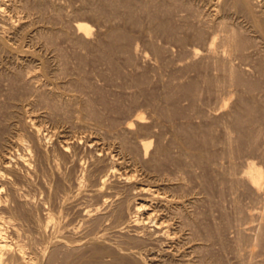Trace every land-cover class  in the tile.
Here are the masks:
<instances>
[{"label":"rangeland","instance_id":"374dc122","mask_svg":"<svg viewBox=\"0 0 264 264\" xmlns=\"http://www.w3.org/2000/svg\"><path fill=\"white\" fill-rule=\"evenodd\" d=\"M127 1L0 0V157L10 156V166L0 158V183L6 216H17L11 236L38 264H264V217H254L264 192L238 181L249 162L264 170V0ZM244 101L259 113L242 128L234 120L239 111L246 119ZM143 137L154 139L140 156ZM139 186L156 191L153 208L126 227L147 198Z\"/></svg>","mask_w":264,"mask_h":264},{"label":"bare ground","instance_id":"6f19581e","mask_svg":"<svg viewBox=\"0 0 264 264\" xmlns=\"http://www.w3.org/2000/svg\"><path fill=\"white\" fill-rule=\"evenodd\" d=\"M131 1V0H130ZM129 0L127 1V2H130ZM108 2V1H107ZM3 4V3H2ZM127 4H130V3H127ZM135 4V3H134ZM133 4V5H134ZM147 5H149L148 3H146ZM143 5V4H142ZM129 6V5H128ZM131 6V5H130ZM247 7V6H246ZM1 8V7H0ZM134 8V7H133ZM135 9V8H134ZM146 10V9H145ZM132 11V10H131ZM150 12V11H149ZM151 15V14H150ZM156 15V14H155ZM249 15V14H248ZM253 17V16H252ZM136 19V18H135ZM164 21V20H163ZM252 22H254V21H252ZM162 23V22H161ZM171 23V22H170ZM4 25V24H3ZM2 25V26H3ZM158 25V24H157ZM164 25V24H163ZM77 27H78V29L80 30V31H83L86 35L87 34H89V33H91V29H90V26L88 25V24H86V23H83V22H80V23H77V25H76ZM260 26V25H259ZM155 27V26H154ZM165 27H167V26H165ZM169 28V27H168ZM172 28V27H171ZM264 28V27H263ZM174 29V28H173ZM260 29V28H259ZM163 30V29H162ZM166 31V30H165ZM229 32V31H228ZM233 32V31H232ZM114 33V32H113ZM83 34V33H82ZM91 35V34H90ZM89 36V35H88ZM87 36V37H88ZM122 36H123V34H122ZM234 36V35H233ZM226 37V36H225ZM224 37V38H225ZM235 37H236V35H235ZM231 38V37H230ZM87 39V38H86ZM242 39H244V38H242ZM216 40V39H215ZM225 40V39H224ZM238 40V39H237ZM240 41V40H239ZM110 43V42H109ZM215 43V42H214ZM212 44H213V40H212ZM242 44V43H241ZM112 45V44H111ZM114 45V44H113ZM220 45V44H219ZM210 47V46H209ZM234 47V46H233ZM238 47V46H237ZM241 47V46H240ZM214 48V47H213ZM242 48V47H241ZM205 49V48H204ZM207 49H209V48H207ZM211 50H213L212 49V47L210 48ZM243 49V48H242ZM253 49V48H252ZM206 51V50H205ZM222 51V50H221ZM240 51V50H239ZM252 51V50H251ZM199 51L197 50H195V52H193V53H198ZM208 52H210V51H208ZM243 52V51H242ZM257 52V51H256ZM212 53V52H211ZM216 54V53H215ZM235 54V53H234ZM243 55V54H242ZM103 56V55H102ZM218 56V55H217ZM192 57V56H191ZM203 57V56H202ZM212 57V56H211ZM101 58V57H100ZM227 59V58H226ZM192 60H194V59H192ZM209 60H210V58H209ZM243 60V59H242ZM206 62V61H205ZM208 62V61H207ZM219 63V62H218ZM223 64V63H222ZM262 64V63H261ZM46 67V66H45ZM196 68V67H195ZM222 68V67H221ZM217 70H219V68L217 69ZM216 70V71H217ZM222 70V69H221ZM229 70V69H228ZM262 70V69H261ZM254 71V70H253ZM196 72V71H195ZM225 72V71H224ZM263 72V71H262ZM230 74V73H229ZM218 75V74H217ZM262 75V74H261ZM233 77V76H232ZM206 78V77H205ZM223 78V77H222ZM229 78V77H228ZM239 78V77H238ZM247 80V79H246ZM220 81V80H219ZM223 81V80H222ZM251 81V80H250ZM221 82V81H220ZM242 82V81H241ZM251 83V82H250ZM252 83H254V82H252ZM256 83H254V85H255ZM224 85V84H223ZM226 85V84H225ZM252 85V84H251ZM258 85V84H257ZM260 86V85H259ZM183 87V86H182ZM246 87V86H245ZM232 88V87H231ZM262 88V87H261ZM260 88V89H261ZM227 89V88H226ZM246 89V88H245ZM248 89V88H247ZM253 89V88H252ZM224 90V89H223ZM263 90V89H262ZM187 91V90H186ZM188 91H189V89H188ZM250 91V90H249ZM255 91V90H254ZM199 92V91H198ZM235 95V94H234ZM264 95V94H263ZM191 96V95H190ZM248 96V95H247ZM169 97V96H168ZM245 98V97H244ZM247 100V99H246ZM195 101V100H194ZM244 102H246V101H244ZM243 102V103H244ZM248 102V101H247ZM246 102V103H247ZM254 102H256V101H253V103ZM191 103V102H190ZM240 103V102H239ZM242 103V105L244 106V109H242L243 110V112H245V111H247L246 112V114L248 113V115H246L245 117H246V119H243L244 118V115L245 114H242L241 115V113H240V111L237 113V117L235 118V120L234 121H238L237 123L240 125V126H242V128L243 127H245V123L247 122V121H252V119H253V117H255V114H257V113H259L258 112V110L256 109L255 110V108H257L258 106H254V105H256V104H251V105H248V103L250 104V102H248L246 105L245 104H243ZM168 105V104H167ZM177 105V104H176ZM225 105V104H224ZM192 106V105H191ZM237 106V105H236ZM242 106V107H243ZM251 106V107H250ZM254 108H253V107ZM240 107H241V105H240ZM241 107V108H242ZM261 107H263V105L261 106ZM195 108V107H194ZM230 108H231V106H230ZM236 108V107H235ZM234 108V109H235ZM259 108V107H258ZM18 109V108H17ZM163 109V108H162ZM218 109V108H217ZM221 109V108H220ZM261 109V108H260ZM245 110V111H244ZM164 111H165V109H164ZM223 111V110H222ZM228 111V110H227ZM255 111L257 112V113H255ZM169 112V111H168ZM232 113V112H231ZM236 113V112H235ZM173 114V113H172ZM178 114V113H177ZM216 114V113H215ZM162 115V114H161ZM235 115V114H234ZM258 115H260V114H258ZM217 116V115H216ZM247 116H248V118H247ZM257 116V115H256ZM192 117H194V116H192ZM231 117V116H230ZM233 117V116H232ZM262 117V116H261ZM227 118V117H226ZM257 118V117H256ZM259 118V117H258ZM257 118V119H258ZM10 119V118H9ZM26 119V118H25ZM136 119V122H143V120H144V117H142V116H138L137 118H135ZM222 119V118H221ZM187 120V119H186ZM227 120V119H226ZM254 120V119H253ZM36 121V120H35ZM41 121V120H40ZM135 121V120H134ZM216 121V120H215ZM251 121H250V123H251ZM256 121V120H255ZM254 121V122H255ZM134 123V124H137V123ZM206 122V121H205ZM253 122V123H254ZM32 123V122H31ZM36 123V122H35ZM233 123V122H232ZM231 123V124H232ZM253 123H252V125H253ZM131 124H133V123H131ZM190 124V123H189ZM208 124V123H207ZM213 124V123H212ZM139 125V124H138ZM141 125V124H140ZM248 126H250V124L248 123L247 124ZM246 125V126H247ZM8 126V125H7ZM28 126V125H27ZM31 126V125H30ZM131 126H134V125H131ZM166 126V125H165ZM190 126V125H189ZM210 126V125H209ZM238 126V125H237ZM239 126V127H240ZM33 127H34V125H33ZM36 127V126H35ZM176 127V126H175ZM191 127H192V125H191ZM43 128V127H42ZM132 128H134V127H132ZM222 128V127H221ZM241 128V127H240ZM241 128V129H242ZM249 128V127H248ZM257 128V127H256ZM40 129V128H39ZM182 129H183V127H182ZM211 129V128H210ZM239 129V128H238ZM264 129V128H263ZM132 130V129H131ZM138 130H140V128L138 129ZM137 130V132H139ZM185 130H187V129H185L184 128V132H185ZM189 130H192V129H190V127H189ZM240 130V129H239ZM248 130V129H247ZM2 131V130H1ZM27 131V130H26ZM34 131L35 132H38V131H40V130H38V128H34ZM142 131V130H141ZM235 131V130H234ZM244 131V130H243ZM150 132V131H149ZM202 132V131H201ZM207 132H209V131H207ZM247 132H249V131H247ZM8 133V132H7ZM177 133V132H176ZM186 133H188V132H186ZM245 133V132H244ZM250 133H251V131H250ZM253 133V132H252ZM13 134V133H12ZM28 134V133H27ZM31 134V133H30ZM182 134V133H181ZM185 134V133H184ZM189 134V133H188ZM239 134V133H238ZM243 134V133H242ZM254 134V133H253ZM253 134H251L252 136H253ZM260 134V133H259ZM3 135V134H2ZM191 135V134H190ZM190 135H188V136H190ZM246 135H248V134H246ZM261 135H262V133H261ZM0 136H1V134H0ZM27 136V135H26ZM38 136V135H37ZM153 137H154V135H152ZM192 136V135H191ZM244 136H245V134H244ZM252 136L250 137V135H248V137H250V138H252ZM254 136H255V134H254ZM257 136V135H256ZM259 136V135H258ZM2 137V136H1ZM18 137V136H17ZM152 137V138H153ZM184 137V136H183ZM29 138V137H28ZM34 138V137H33ZM49 138V137H48ZM141 138V137H140ZM144 138V137H143ZM200 138V137H199ZM208 138V137H207ZM230 138V137H229ZM255 138V137H254ZM254 138H252V139H254ZM257 138V137H256ZM98 139V138H97ZM148 139V138H147ZM154 139V138H153ZM153 139L152 140H145V138H144V140L143 141H140V145H138V147L140 146V152H138V150H137V153L139 154V153H142V154H144V156L145 155H149V153H151V150H150V148L152 147L151 145H152V143H153ZM248 139V138H247ZM11 140V139H10ZM21 140V139H20ZM141 140V139H140ZM184 140V139H183ZM187 140H188V138H187ZM249 140V139H248ZM17 141V140H16ZM44 142V141H43ZM64 142H65V140H64ZM98 142V141H97ZM131 142V141H130ZM133 142V141H132ZM188 142V141H187ZM197 142V141H196ZM232 142V141H231ZM15 143V142H14ZM158 143V142H157ZM189 143V142H188ZM191 143V142H190ZM200 143V142H199ZM225 143V142H224ZM6 144V143H5ZM16 144V143H15ZM26 144V143H25ZM25 144L22 142V140L21 141H17V145H18V147H19V145L21 146V147H25ZM41 144V143H40ZM171 144V143H170ZM198 144V143H197ZM211 144V143H210ZM209 144V145H210ZM218 144V143H217ZM9 145V144H8ZM14 145V144H13ZM190 145V144H189ZM203 145V144H202ZM238 145V144H237ZM40 146V145H39ZM116 146V145H115ZM137 146V145H136ZM236 146V145H235ZM32 147V146H31ZM65 147V146H64ZM121 147V146H120ZM131 147V146H130ZM133 147V146H132ZM246 147V146H245ZM253 147H255V146H253ZM4 148H6V147H4ZM44 148H45V146H44ZM244 148V147H243ZM9 149V148H8ZM28 149V148H27ZM33 149V148H32ZM37 149V148H36ZM121 149V148H120ZM137 149V148H136ZM172 149V148H171ZM205 149V148H204ZM22 150H23V148H22ZM40 150V149H39ZM174 150V149H173ZM258 150V149H257ZM27 151V150H26ZM25 151V152H26ZM46 151V150H45ZM158 151V150H157ZM203 151V150H202ZM262 151H263V149H262ZM19 152V151H18ZM28 152V151H27ZM129 152V151H128ZM163 154L165 153V154H167V150H165V149H163ZM162 152H159V154L160 153H162ZM183 152V151H182ZM240 152V151H239ZM3 153V152H2ZM15 153V152H14ZM54 153V152H53ZM135 153V152H134ZM209 153H211V152H209ZM230 153V152H229ZM250 153V152H249ZM3 154H5V152L3 153ZM20 154V152L18 153V155ZM29 154V153H28ZM141 154V155H142ZM164 154V155H165ZM232 154V153H231ZM12 155V154H11ZM13 155H15V154H13ZM17 155V157H19L18 159L20 160V162L22 163V164H24V165H28L29 164V159L26 157V155H22V154H20L19 156ZM136 155V154H135ZM140 155V154H139ZM140 155V156H141ZM182 155V154H181ZM195 155V154H194ZM201 155V154H200ZM46 156V155H45ZM199 156V155H198ZM203 156V155H202ZM3 157V156H2ZM2 157H0V158H2ZM8 157H10V156H8ZM7 157V154H6V158L5 157H3V158H5V163H6V159H10V158H8ZM12 157V156H11ZM15 157V156H14ZM113 157V156H112ZM118 157V156H117ZM147 157V156H146ZM161 157V156H160ZM163 157V156H162ZM197 157V156H196ZM201 157V156H200ZM229 157V156H228ZM231 157V156H230ZM13 158V157H12ZM143 158V157H142ZM145 158V157H144ZM148 158V157H147ZM146 158V159H147ZM192 158V157H191ZM260 158V157H259ZM14 159V158H13ZM114 159V158H113ZM157 159V158H156ZM214 159V158H213ZM262 159H264V158H262ZM3 160V159H2ZM155 160V159H154ZM165 160V159H164ZM251 160V159H250ZM254 160V159H253ZM11 161V160H10ZM156 161V160H155ZM160 161V160H159ZM188 161V160H187ZM208 161V160H207ZM249 161V160H248ZM2 162V161H1ZM17 162V161H16ZM40 162V161H39ZM130 162V161H129ZM197 162V161H196ZM214 162V161H213ZM218 162V161H217ZM14 163V162H13ZM125 163V162H124ZM204 163V162H203ZM238 163V162H237ZM236 163V164H237ZM247 163V162H246ZM6 164H8V162L6 163ZM18 164V163H17ZM132 164V163H131ZM179 164V163H178ZM185 164V163H184ZM200 164V163H199ZM212 164V163H211ZM233 164V163H232ZM3 165H5L4 163H3ZM9 165V164H8ZM23 165V166H24ZM57 165V164H56ZM99 165V164H98ZM134 165V164H133ZM263 165V164H262ZM10 166V165H9ZM141 166V165H140ZM192 166V165H191ZM224 166V165H223ZM243 166V165H242ZM247 166V167H246ZM261 166V165H260ZM260 166H258V163L256 164L255 162H249V163H247V164H245V167H246V169H244L243 171H241V173H240V175H239V173H238V176H239V179H238V181L240 180V183L241 182H243L244 184H246V185H248L249 187H250V190L252 189V192L253 193H256V195L258 194H260V193H262V192H264V170L260 167ZM4 167H6V166H4ZM114 167V166H113ZM113 167H111V168H113ZM146 167H147V165H146ZM187 167H188V165H187ZM1 168V167H0ZM144 168V167H143ZM154 168V167H153ZM234 168V167H233ZM243 168V167H242ZM145 169V168H144ZM143 169V170H144ZM192 169V168H191ZM120 170V169H119ZM183 170V169H182ZM227 170V169H226ZM4 171H5V169H4ZM235 171V170H234ZM6 172V171H5ZM119 172V171H118ZM146 172V171H145ZM181 172V171H180ZM192 172V171H191ZM2 173H3V171H2ZM1 172H0V176H1V178H0V180L3 178L4 179V181H6V175L3 173V175H1L2 174ZM14 173V172H13ZM113 173V172H112ZM223 173V172H222ZM234 173H236V172H234ZM11 174V173H10ZM9 174V175H10ZM53 174V173H52ZM62 174V173H61ZM105 174V173H104ZM110 174V173H109ZM114 174V173H113ZM112 174V175H113ZM140 174V173H139ZM168 174V173H167ZM226 174H227V172H226ZM91 175V174H90ZM149 175V174H148ZM27 176V175H26ZM107 176H109L108 174H107ZM106 176V177H107ZM111 176V175H110ZM123 176V175H122ZM162 176V175H161ZM183 176V175H182ZM205 176V175H204ZM6 177V178H5ZM114 177H115V175H114ZM126 177V176H125ZM170 177V176H169ZM192 177V176H191ZM215 177V176H214ZM38 178V177H37ZM44 178V177H43ZM110 178V177H109ZM131 178V177H130ZM177 178V177H176ZM232 178V177H231ZM11 179V178H10ZM103 179V178H102ZM101 179V180H102ZM111 179V178H110ZM127 179H129V177H127ZM141 180V179H140ZM144 180V179H143ZM149 180V179H148ZM161 180V179H160ZM183 180V179H182ZM206 180V179H205ZM235 180H236V177H235ZM10 181V180H9ZM123 181V180H122ZM129 181V180H128ZM196 181V180H195ZM237 181V180H236ZM2 182V181H1ZM15 182V181H14ZM107 182H108V178H104L103 180H102V182H101V188L100 189H96V190H98L99 192H100V190L101 189H103L106 185H107ZM173 182V181H172ZM16 183V182H15ZM57 183V182H56ZM110 183V182H109ZM114 183V182H113ZM231 183V182H230ZM11 184V183H10ZM18 184V183H17ZM143 184V183H142ZM152 185V184H151ZM176 185V184H175ZM201 185V184H200ZM215 185V184H214ZM4 186L5 185H3V183H0V264H38L37 262H39V261H37V259L35 260L34 258H33V256H30L31 254H29L28 252H27V250H26V247H25V245L21 242V240L20 239H18L19 237L17 236V234H19V233H17L16 232V230H18V229H16V228H14V226L16 227V224L14 225V224H12V220L14 219V221H15V218L17 217H15V215H9V216H6V213H5V211H6V209H9V211H11V209H10V207H9V203H8V201H9V199L6 197V198H4V196L5 195H7V194H5L4 196H3V194H4ZM14 186L15 185H11V188H9V190L11 189H15L14 188ZM18 186V185H17ZM26 186V185H25ZM46 186V185H45ZM219 187V186H218ZM229 187V186H228ZM57 188V187H56ZM139 188V193H141L140 195H144V196H146L147 198L145 199V201H143L142 203H139V204H137V205H135L134 207V209H135V213L136 214H134L133 216H131L130 218L128 217V220H126L125 222H126V227H138L139 225H141V220H140V218L138 217V215H137V213H139L142 209H144L145 210V212H148V210H151L150 209V207L152 206V202H153V200L156 198V195H157V193H156V191H154V190H152L150 187L149 188H147V186H139L138 187ZM137 188V189H138ZM166 188V187H165ZM63 189V188H62ZM135 189V188H134ZM136 189V190H137ZM216 189V188H215ZM61 190V189H60ZM121 190V189H120ZM133 190V189H132ZM171 190V189H170ZM222 190V189H221ZM233 190V189H232ZM238 190V189H237ZM236 190V191H237ZM17 191V190H16ZM27 191V190H26ZM97 191V192H98ZM186 191V190H185ZM7 192V191H6ZM14 192V191H13ZM40 192V191H39ZM159 192V191H158ZM190 192V191H189ZM223 192V191H222ZM60 193V192H59ZM118 193V192H117ZM120 193V192H119ZM129 193V192H128ZM190 193H192V192H190ZM238 193V192H237ZM10 194V193H9ZM264 193H262L261 194V196L263 195ZM17 195V194H16ZM23 195H24V192H23ZM41 195V194H40ZM55 195V194H54ZM103 195V194H102ZM112 195V194H111ZM126 195V194H125ZM124 195V196H125ZM134 195V194H133ZM187 195V194H186ZM257 195V196H258ZM131 196H132V194H131ZM135 196V195H134ZM239 196V195H238ZM260 196V195H259ZM264 196V195H263ZM45 197V196H44ZM76 197V196H75ZM23 198V197H22ZM36 198V197H35ZM135 198V197H134ZM158 198V197H157ZM250 198V197H249ZM26 199V198H25ZM144 199V198H143ZM172 199V198H171ZM213 199V198H212ZM235 199V198H234ZM13 200V199H12ZM77 200V199H76ZM113 200V199H112ZM237 200V199H236ZM16 201V200H15ZM24 201V200H23ZM196 201V200H195ZM11 202V201H10ZM68 202V201H67ZM106 202V201H105ZM186 202H188V201H186ZM29 204V203H28ZM93 204V203H92ZM124 204V203H123ZM13 205V204H12ZM20 205V204H19ZM31 205V204H30ZM34 205V204H33ZM41 205V204H40ZM78 205V204H77ZM115 205V204H114ZM118 205H120V204H118ZM154 205V204H153ZM159 205V204H158ZM163 205V204H162ZM212 206V205H211ZM219 206V205H218ZM16 207V206H15ZM154 207H155V205H154ZM158 207V206H157ZM192 207H194V206H192ZM152 208H153V206H152ZM243 208V207H242ZM23 209V208H22ZM168 209V208H167ZM14 210V209H13ZM153 210V209H152ZM8 211V210H7ZM22 211V210H21ZM38 211V210H37ZM52 211V210H51ZM154 212H156L155 210H153ZM158 211V210H157ZM12 212V211H11ZM32 212V211H31ZM53 212V211H52ZM59 212V211H58ZM152 212V211H151ZM151 212H149V213H151ZM264 212V211H263ZM8 213H10V212H8ZM17 213V212H16ZM15 213V214H16ZM23 213V212H22ZM89 213V212H88ZM134 213V212H133ZM260 213V212H259ZM251 214L252 216H254V217H256L257 216V218L258 217H260L261 216V218H263L264 217V214L262 213H260V214ZM31 214V213H30ZM36 214V213H35ZM46 214H48V213H46ZM24 215V214H23ZM148 215H151V214H148ZM202 215V214H201ZM250 215V216H251ZM27 216V215H26ZM31 216V215H30ZM147 216V215H146ZM183 216V215H182ZM197 216V215H196ZM32 217V216H31ZM51 217V216H50ZM60 217V216H59ZM68 217V216H67ZM87 217V216H86ZM149 217V216H148ZM161 217H163V216H161ZM174 217V216H173ZM192 217V216H191ZM209 217V216H208ZM21 218V217H20ZM153 218H154V216H153ZM189 218V217H188ZM17 219V218H16ZM22 219V218H21ZM31 219V218H30ZM38 219V218H37ZM149 219H150V217H149ZM149 219H147V220H149ZM156 219H158V218H156ZM183 219V218H182ZM256 220V218H253V220ZM264 219V218H263ZM60 220V219H59ZM95 220V219H94ZM145 220V219H144ZM153 220V219H152ZM165 220V219H164ZM184 220V219H183ZM18 221V220H17ZM55 221H56V219H55ZM143 221V220H142ZM167 221V220H166ZM31 222V221H30ZM52 222V221H51ZM121 222V221H120ZM123 222V221H122ZM148 222V221H147ZM162 221H159V223H158V228H160V230L158 229V231H160V232H162L163 233V235H165L166 237H169L170 239H171V237H170V232H169V228L167 227V225H165L164 226V222L163 223H161ZM169 222V221H168ZM185 222V221H184ZM200 222V221H199ZM221 222V221H220ZM50 223V222H49ZM58 223V222H57ZM60 223V222H59ZM146 223V222H145ZM145 223H144V226H145ZM152 223V222H151ZM52 224V223H51ZM63 224V223H62ZM90 224V223H89ZM100 224V223H99ZM148 224V223H147ZM168 224V223H167ZM184 224V223H183ZM195 224V223H194ZM261 224V223H260ZM12 225H14L13 227H12ZM169 225V224H168ZM263 225H264V223H263ZM262 225V226H263ZM21 226H23V225H21ZM36 226V225H35ZM38 226H40V224L38 225ZM54 226V225H53ZM59 226V225H58ZM148 226V225H147ZM169 226H171V225H169ZM177 226V225H176ZM196 226V225H195ZM222 226V225H221ZM257 226V225H256ZM66 227V226H65ZM98 227V226H97ZM125 227V228H126ZM264 227V226H263ZM262 227V228H263ZM9 228H14L15 230V232L17 233L16 234V237H18V238H16V239H14L11 235H13V234H11V233H13V232H11V230L9 229ZM22 228V227H21ZM39 228V227H38ZM53 228V227H52ZM55 228V227H54ZM259 228H260V226H259ZM258 228V230H260ZM41 229V228H40ZM55 229H57V228H55ZM80 229V228H79ZM255 229V228H254ZM97 230V229H96ZM183 230V229H182ZM256 230V229H255ZM19 231H20V229H19ZM55 231V230H54ZM138 231V230H137ZM172 231H174V230H172ZM190 231V230H189ZM192 231V230H191ZM220 231V230H219ZM257 231V230H256ZM14 232V233H15ZM21 232V231H20ZM77 232V231H76ZM79 232V231H78ZM91 232V231H90ZM100 232V231H99ZM177 232V231H176ZM203 232V231H202ZM218 232V231H217ZM28 233V232H27ZM43 233V232H42ZM46 233V232H45ZM53 233V232H52ZM55 233V232H54ZM59 233V232H58ZM101 233V232H100ZM159 233V232H158ZM161 233V234H162ZM259 233V232H258ZM66 234V233H65ZM70 234V233H69ZM80 234H81V232H80ZM156 234V233H155ZM53 235V234H52ZM55 235V234H54ZM203 235V234H202ZM62 236V235H61ZM138 236V235H137ZM157 236V235H156ZM172 236V235H171ZM175 236V235H174ZM256 236V235H255ZM259 236L260 237H262V236H264V230L262 229V231L259 233ZM15 237V236H14ZM93 237V236H92ZM204 237V236H203ZM207 237V236H206ZM205 237V238H206ZM213 237V236H212ZM27 238V237H26ZM33 238V237H32ZM41 238V237H40ZM141 238V237H140ZM153 238V237H152ZM174 238V237H173ZM172 238V239H173ZM179 238V237H178ZM39 239V238H38ZM44 239V238H43ZM63 239V238H62ZM80 239V238H79ZM180 239V238H179ZM218 239V238H217ZM255 239V238H254ZM23 240V239H22ZM34 240V239H33ZM73 240H75V239H73ZM90 240V239H89ZM220 240H222V239H220ZM257 240V239H256ZM26 241V240H25ZM56 241H58V240H56ZM137 241V240H136ZM139 241V240H138ZM261 241V240H260ZM24 242V241H23ZM34 242H36V241H34ZM51 243H52V241H50ZM60 242V241H59ZM77 242V241H76ZM96 242V241H95ZM118 242V241H117ZM132 242V241H131ZM171 242V241H170ZM176 242V241H175ZM28 243V242H27ZM57 243V242H56ZM99 243V242H98ZM101 243V242H100ZM156 243V242H155ZM218 243V242H217ZM251 243V242H250ZM90 244V243H89ZM142 244V243H141ZM212 244V243H211ZM27 245V244H26ZM106 245V244H105ZM110 245V244H109ZM224 245V244H223ZM50 246V245H49ZM58 246V245H57ZM57 246H55V247H57ZM239 246V245H238ZM51 247V246H50ZM50 247H48V249L50 248ZM54 248V247H53ZM52 248V250L53 251H55V249H53ZM115 248V247H114ZM117 248V247H116ZM47 249V250H48ZM51 249V248H50ZM99 249V248H98ZM123 249V248H122ZM249 249V248H248ZM31 250V249H30ZM104 250H106V249H104ZM195 250V249H194ZM263 250V249H262ZM44 251V250H43ZM119 251V250H118ZM136 251V250H135ZM239 251V250H238ZM252 251V250H251ZM94 252V251H93ZM98 252V251H97ZM96 252V253H97ZM103 252V251H102ZM125 252V251H124ZM197 252V251H196ZM41 253V252H40ZM47 253V252H46ZM55 253H57L56 251H55ZM99 253H101V252H99ZM250 253H252V252H250ZM261 253V252H260ZM53 255H55L54 253H52ZM51 254V255H52ZM102 254V253H101ZM147 254V253H146ZM174 254V253H173ZM80 255V254H79ZM261 255H263V254H261ZM69 256H71L72 257V255H66V258L67 257H69ZM35 257V256H34ZM45 257V256H44ZM53 257V256H52ZM55 257V256H54ZM142 257V256H141ZM247 257V256H246ZM262 257V256H261ZM35 258H38V257H35ZM98 258V257H97ZM68 259V258H67ZM66 259V260H67ZM70 259V258H69ZM68 259V260H69ZM39 260V259H38ZM40 260H42V259H40ZM65 260V259H64ZM88 260V259H87ZM91 260V259H90ZM101 260V259H100ZM44 261V260H43ZM83 261H84V263L86 264V262H85V260L83 259ZM94 261V260H93ZM112 261V260H111ZM41 262V261H40ZM55 262H56V260H55ZM69 262V261H68ZM70 262H71V260H70ZM73 262H75V261H72V263ZM92 262V261H91ZM258 262V261H257ZM76 263V262H75ZM82 263V261H81V259H80V264ZM83 263V264H84ZM88 263H90V262H88ZM57 264V263H56ZM65 264H66V261H65ZM67 264H70V263H67ZM78 264V263H77ZM91 264H93V262L91 263ZM95 264V263H94ZM96 264H98V263H96ZM100 264V263H99ZM102 264V263H101ZM113 264V263H112ZM247 264V263H246ZM263 264V263H262Z\"/></svg>","mask_w":264,"mask_h":264}]
</instances>
